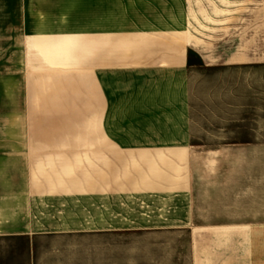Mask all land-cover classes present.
<instances>
[{
    "label": "rangeland",
    "instance_id": "obj_1",
    "mask_svg": "<svg viewBox=\"0 0 264 264\" xmlns=\"http://www.w3.org/2000/svg\"><path fill=\"white\" fill-rule=\"evenodd\" d=\"M173 12L180 13L185 28L181 36L197 50H188L194 65L188 80L191 140L197 150L190 158L192 167L209 184V178L223 179L221 189L206 185L208 202L203 204L211 216L192 220L219 221L227 218L216 216L222 211H238L232 218L244 221L263 218L259 211H264V66L259 63L264 61V0H0V143L41 145L22 151L33 154L28 160L32 183L45 184L49 193L67 183L85 186L84 156L60 155L83 145H60L104 134L100 128L104 100L91 70L94 19L103 29L104 17L110 13L108 21L118 24L119 39L139 38L122 34L136 28L150 31V26H159L161 35L171 36ZM124 48L119 43L120 55ZM123 70L120 84L126 86L117 91L120 100L132 80ZM105 98L108 106L115 101ZM128 111L106 112L108 134L110 125L124 124L122 116ZM127 159L126 165L132 162ZM156 201L153 208L149 204L139 210L161 213L163 218L173 213L167 207L173 208L177 200ZM177 202L183 209L174 216L186 214L185 199ZM131 208L136 213V207ZM181 220L162 219V228L168 230L116 238V243L145 248L147 264H189L191 236L187 227L176 226L191 221ZM253 233L262 243L264 230Z\"/></svg>",
    "mask_w": 264,
    "mask_h": 264
},
{
    "label": "crops",
    "instance_id": "obj_2",
    "mask_svg": "<svg viewBox=\"0 0 264 264\" xmlns=\"http://www.w3.org/2000/svg\"><path fill=\"white\" fill-rule=\"evenodd\" d=\"M107 14L103 29L99 19V24L94 19L91 28V70L104 100L100 118L104 134L60 145H83L60 155L84 156L88 162L85 186L67 183L49 193L45 184L32 183L35 179L28 160L33 154L22 151L41 145L28 141L0 143V264H147L145 248L130 242L116 243V238L141 236L147 231L161 233L168 230L162 228V219L191 221L176 226L187 227L191 236L189 264H264V249L259 250L264 239L259 243L253 233L264 230V217L244 221L232 218L238 211H222L216 216L227 218L219 221L192 220L209 217L211 212L203 204L207 201L204 192L208 178L196 175L190 159L197 150L191 140L188 80L194 65L188 50H197L188 37L181 36L185 28L180 13H172L171 36L161 35L159 26H150V31L148 27V31H125L124 37L139 38L124 39L118 38V24L108 21L111 15ZM119 43L125 47L124 55L118 52ZM259 64L264 66V61ZM120 68L132 78L122 102L116 98L120 87L126 86L120 84ZM106 96L115 100L113 104L105 103ZM118 110L129 111L122 116L124 124L110 125L108 134L106 112ZM126 158L132 162L127 159L126 165ZM20 161L28 166L23 167ZM222 180L209 178V185L221 186ZM181 198L186 202V214L174 216L183 209L176 206ZM170 199L177 201H171L173 208L168 205L173 212L169 216L139 210V206L152 207L156 200L166 203ZM131 206L136 207V213Z\"/></svg>",
    "mask_w": 264,
    "mask_h": 264
}]
</instances>
